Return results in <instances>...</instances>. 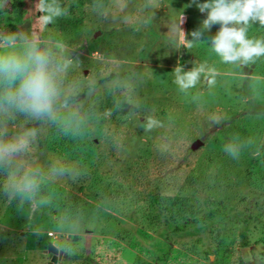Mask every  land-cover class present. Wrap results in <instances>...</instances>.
Here are the masks:
<instances>
[{
	"label": "rangeland",
	"instance_id": "rangeland-1",
	"mask_svg": "<svg viewBox=\"0 0 264 264\" xmlns=\"http://www.w3.org/2000/svg\"><path fill=\"white\" fill-rule=\"evenodd\" d=\"M10 3L0 0V37L35 39L68 66L61 106L16 158L36 174L30 198L0 170V264H264V57L235 66L206 43L185 48L173 23L184 13L191 33L206 15L190 0H46L61 15L43 28L39 0L3 11ZM202 62L215 85L202 76L179 91L177 63ZM35 121L0 114V139Z\"/></svg>",
	"mask_w": 264,
	"mask_h": 264
},
{
	"label": "clouds",
	"instance_id": "clouds-1",
	"mask_svg": "<svg viewBox=\"0 0 264 264\" xmlns=\"http://www.w3.org/2000/svg\"><path fill=\"white\" fill-rule=\"evenodd\" d=\"M193 5L201 14H206L200 27L186 33L181 27L185 22L181 13L171 28L185 48L206 43L220 63L235 66L255 64L264 57V36H249L253 26L264 29V0H190L186 7ZM36 10L43 13L38 17L42 28L61 15L59 7L46 0H39ZM214 25L219 26L215 35L206 37L205 33L211 32ZM188 35L193 39L189 40ZM67 66L68 63L61 64L55 58L50 48L41 49L35 39L16 33L0 37V114L11 117L22 113L35 119H52L59 99L57 77ZM173 72V82L181 92L194 88L202 76L211 87L218 75L217 69L206 62L186 72L183 65L177 63ZM155 123L149 117L146 129H151ZM31 135L29 132L11 140L0 139V170L7 176L9 191L22 199L30 198L37 187L36 174L16 159L28 148Z\"/></svg>",
	"mask_w": 264,
	"mask_h": 264
},
{
	"label": "trees",
	"instance_id": "trees-1",
	"mask_svg": "<svg viewBox=\"0 0 264 264\" xmlns=\"http://www.w3.org/2000/svg\"><path fill=\"white\" fill-rule=\"evenodd\" d=\"M18 5H19V0H11L9 7L4 9L3 11L11 12L13 9L17 8ZM60 106H61L60 103L56 102V104L54 105V111ZM42 121L43 119H36L34 123H28V124L23 125L19 129H15V133L19 134V133H27V132L33 131L36 137V141L39 143L41 140ZM159 202L166 206L169 202V197L168 196L162 197L161 201ZM170 204L172 205V208L170 209L171 210L170 212L172 213V215L170 213L169 218L173 219V214L179 215L181 212V205H182L181 198L180 197L173 198L170 201ZM218 212L221 213L220 210L215 208V209H211L206 215L210 217L212 214L218 213ZM83 260H86V259L84 258ZM86 264H90V263H87L86 261Z\"/></svg>",
	"mask_w": 264,
	"mask_h": 264
},
{
	"label": "water",
	"instance_id": "water-1",
	"mask_svg": "<svg viewBox=\"0 0 264 264\" xmlns=\"http://www.w3.org/2000/svg\"><path fill=\"white\" fill-rule=\"evenodd\" d=\"M199 143H200V142L196 140V141H194V142L192 143L191 147H196ZM56 243H57V241L55 240L53 244H56ZM47 250H48V252H52V253H55V252H56L55 248H54L53 245H51V244L48 245ZM54 260H55V256L52 255V257H51V261H54ZM48 264H51V262L49 261Z\"/></svg>",
	"mask_w": 264,
	"mask_h": 264
}]
</instances>
